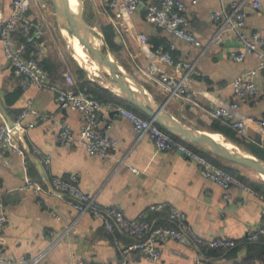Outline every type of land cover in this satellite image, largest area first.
Wrapping results in <instances>:
<instances>
[{"label":"crops","instance_id":"obj_1","mask_svg":"<svg viewBox=\"0 0 264 264\" xmlns=\"http://www.w3.org/2000/svg\"><path fill=\"white\" fill-rule=\"evenodd\" d=\"M84 1L90 25L98 32L122 69L155 104L167 102L168 94L155 75L147 71L154 49L175 44L177 49L173 55L177 59L197 62L193 102L174 100L166 104L168 113L185 125L205 131L199 127V118H213L211 113L215 108L234 101L233 82L237 78L252 80L264 92V69H258V57L250 55L243 62H235L230 58L231 51L239 49L238 40L232 32L223 35L220 46L210 44L219 27L210 15L221 8L220 0H185L188 8L187 29L203 43L202 48L147 23L144 11L128 14L125 10L112 11L100 0ZM160 1L146 0V3L159 4ZM231 1L245 2L248 13L246 31L259 32L264 38V0L258 10L251 8L253 0H224V3ZM12 2L0 0L3 21L11 16ZM36 16L37 10L28 13L29 18L35 19ZM106 34H109L113 46L106 40ZM141 34L149 38L144 48L139 45ZM17 39L21 40V37ZM53 40V35L51 39L45 38L48 53L44 58L49 59L52 70L48 76L50 82L67 85L63 75L70 68L77 85L87 81L112 92L107 80L92 65L94 61L86 64L87 61L82 57L79 59L77 54L70 55L67 49L58 54L52 45H48ZM77 67L85 72L83 78L76 72ZM253 70L258 72L252 76L250 72ZM26 109L36 113H31L23 121L25 126L38 115L49 117L16 136L22 154L0 158V197L5 200L8 216L0 242L8 258L33 256L53 244L43 264H72L78 259L97 264H119L124 259L130 264L244 262L248 253L243 247L235 252L227 249L197 250L192 244L182 245L175 241L161 245L162 258L159 261H147L137 252L122 255L121 250L134 239L120 230L108 232L104 221L89 213L78 214L68 205L67 198L54 190L51 183L53 177L68 178L70 174H78L80 187L85 193L95 197L102 207L122 210L128 219L143 220L152 226H171L167 209L161 212L150 210L151 205L164 203L182 211L196 235L209 240L227 238L237 243L243 242L261 222L264 215L263 196L249 186V190L234 187L230 191L232 199L226 201L223 189L203 177L192 160L178 153L158 151L147 137H138L129 120L111 114L108 120L113 128L109 134L118 143V151L113 157L104 159L92 156L80 146L61 148L58 142L61 124L69 125L78 133L81 115L76 111L61 109L56 94L51 90L35 86L22 90L0 44V125H9L8 119L15 122ZM235 115L238 119L253 117L264 120V97L258 103L249 101L241 104ZM147 118L150 119L149 116ZM245 139L264 142V127L250 126ZM33 147L51 157L49 166H45L33 153ZM7 161L10 165H7ZM131 168L138 170V173H133ZM239 169L251 181L254 179L249 175L248 171L251 170L243 167ZM27 178L40 183L43 192L38 195L31 188L24 187Z\"/></svg>","mask_w":264,"mask_h":264},{"label":"built area","instance_id":"obj_2","mask_svg":"<svg viewBox=\"0 0 264 264\" xmlns=\"http://www.w3.org/2000/svg\"><path fill=\"white\" fill-rule=\"evenodd\" d=\"M45 1L13 0L12 12L8 20L3 21L0 13V44L13 68L14 75L19 79L22 90H28L34 86L39 89L51 90L56 94L61 109L76 111L81 115V127L78 133H75L69 125L61 124L58 134V142L61 148L80 146L85 148L92 156L104 159L113 157L118 151V143L109 134L113 128L112 123L108 120V116L111 114L116 118L129 120L133 124L138 137H147L153 142L158 151L178 153L192 160L203 177L215 182L223 189L226 201L232 199L230 191L234 187L249 190L235 176L196 152L184 141L172 136L154 120L144 119L119 102H102L85 94L78 87L69 69L63 75L67 85L62 86L50 82L47 72L40 65V60L48 53L45 38L50 23L48 18L49 8ZM100 1L101 4H106L112 11L125 10L128 14L144 11L147 23L195 47H203V43L187 29L188 8L185 0H161L159 4L151 5H147L146 0ZM220 1L222 3L221 8L210 15L211 20L219 25L210 44L220 46L223 43V35L227 32H232L238 40L239 49L231 51L230 58L235 62H243L248 56L255 55L260 62L258 69H264V38L259 32L246 31L248 13L245 2L231 1L225 4L224 0ZM261 7L262 0H253L251 3V8L254 10H258ZM32 10H37L35 19L28 17V13ZM60 31L64 35L62 29ZM18 36L33 42L39 59L34 57L35 54H32L31 58L27 56V42L18 40ZM148 40L149 38L146 34H141L139 36L140 47L144 48ZM176 49L175 44H170L167 49H156L149 60L147 71L149 74H154L157 82L167 91V102L174 100L193 102L196 95L194 72L197 62L177 59L173 55ZM87 58L90 57L87 55ZM86 64L85 66L87 67ZM92 65H95V63H92ZM257 72L258 70H253L250 74L253 76ZM233 90L234 101L229 105H221L215 108L211 115L214 119L227 123L238 137L246 138L247 129L252 125L264 127V120L253 117L238 119L235 112L245 102L258 103L260 98L264 97V92L252 80L243 77L234 80ZM31 113L34 114L36 112L29 109L24 110L13 122L12 127L0 125V158L12 154H22L21 148L16 143V136L24 133L27 128L36 127L49 117L45 114L38 115V118L28 126H25L23 121ZM32 151L45 166L50 165V156L43 154L37 147H33ZM7 165H10L9 161H7ZM131 171L138 173V170L133 168H131ZM51 183L54 190L65 196L68 205L78 214L89 213L95 218L102 219L108 232L114 233L115 230H120L123 234L134 239L130 245L121 250L122 255L137 252L147 261H159L162 258L161 245L167 241H175L182 245L192 244L197 250L228 249L237 245L235 240L227 238L209 240L196 235L191 230L185 214L179 209L164 203L151 205L150 210L161 212L167 209L169 220L172 223L171 226H152L143 220L128 219L122 210L117 207H102L95 197L85 193L80 187V176L78 174H70L68 178L55 176L52 178ZM24 187L31 188L38 195L43 192L42 185L30 178L25 180ZM7 222L5 200L0 197V235ZM261 236H264V215L258 227L253 233L248 235L247 239L249 241H257ZM52 246L53 244L33 256L8 258L0 242V264H43ZM72 264L97 263L78 259ZM119 264L130 263L127 259H124Z\"/></svg>","mask_w":264,"mask_h":264},{"label":"water","instance_id":"obj_3","mask_svg":"<svg viewBox=\"0 0 264 264\" xmlns=\"http://www.w3.org/2000/svg\"><path fill=\"white\" fill-rule=\"evenodd\" d=\"M72 5L70 0H51L55 9L56 26L66 30L71 38H77L80 44L92 56L102 77L107 80L112 92L128 104L138 108L141 112L154 120L161 128L177 139L191 143L214 157L231 162L240 167L249 169L260 177L264 175V160L237 147L229 139L223 137L216 140L209 133L194 129L174 118L166 110V104H155L144 89L127 74L116 61L115 56L99 37L98 32L85 18V1L76 0ZM9 126L13 122L8 119ZM229 144H232L231 147Z\"/></svg>","mask_w":264,"mask_h":264},{"label":"trees","instance_id":"obj_4","mask_svg":"<svg viewBox=\"0 0 264 264\" xmlns=\"http://www.w3.org/2000/svg\"><path fill=\"white\" fill-rule=\"evenodd\" d=\"M85 18L87 22L90 24V17L87 12L86 4H85ZM107 33V32H106ZM106 40L108 43L112 45L109 34H106ZM22 41H26L28 45V57H32V54H35L34 57L38 58V55L36 54L34 44L32 41H29L26 38H21ZM158 49L155 48L154 51ZM167 49V48H165ZM153 51V52H154ZM71 62V60H70ZM40 65L43 67V69L47 72L48 76L52 73V70L50 69V61L49 59H45L44 57L40 60ZM76 72L79 74L81 78L85 76V72L83 69L77 67ZM50 73V74H49ZM82 80V79H81ZM63 86V84H60ZM65 86V85H64ZM79 88L88 96L95 98L102 102L107 101H116L124 106H126L131 111L135 112L139 116L143 117L144 119H148L147 116H145L143 113L139 112L136 108L132 107L131 105L127 104L122 99L116 97L112 92H110L107 89L102 88L101 86L97 84H91L87 81H82V83L78 84ZM199 127L202 130H205L209 133H219L225 136L227 139L232 141L234 144H236L241 150L250 152L252 154H255L256 156L260 157L264 160V142L261 140H257L256 142H250L247 141L245 138H240L237 136L236 132L233 131L230 126L225 123L222 120H217L211 117H202L199 118ZM181 141V140H180ZM188 146H190L192 149H194L199 154L205 156L210 161H212L215 165L219 166L220 168L224 169L226 172L232 174L237 179H239L243 184L246 186L251 187L256 193L262 195L264 197V180L260 179L259 182L251 181L242 171L239 169L240 167L238 165H235L231 162L225 161L223 159L217 158L212 156L211 154L205 152L204 150L200 149L199 147L185 142ZM241 247L247 249V257L244 260L242 264H264V236H261L259 240L257 241H249L247 238L243 242H238L236 247L234 248H228L227 250L236 251L237 249H240Z\"/></svg>","mask_w":264,"mask_h":264},{"label":"rangeland","instance_id":"obj_5","mask_svg":"<svg viewBox=\"0 0 264 264\" xmlns=\"http://www.w3.org/2000/svg\"><path fill=\"white\" fill-rule=\"evenodd\" d=\"M46 5L47 7L49 8V23L50 25L54 26V27H50V30L49 31V34H47L46 36V39H51L52 38V35L54 36V39L53 41H50L48 43V45H52L54 48V50L58 53V54H62V51H64L65 49H67V52L72 55V56H75V53L73 51V48L71 47L69 41H68V38L65 36V35H62L61 31L59 28H57L56 30V15H55V9L53 7V4L51 2V0H46ZM63 30V29H62ZM63 33L64 34H67L66 30H63ZM65 36V37H64ZM55 41V42H54ZM66 45V46H64ZM84 52L87 53V55L90 57V58H86L87 59V62L88 60H90L89 62H93V58L92 56L87 52L86 49H84ZM70 70V68H67ZM72 72V70H70ZM251 175V177H253L254 179H252V181L254 180V182H259L260 179H262L258 174H256L255 172L253 171H248ZM247 172V173H248ZM248 175V176H249Z\"/></svg>","mask_w":264,"mask_h":264},{"label":"bare ground","instance_id":"obj_6","mask_svg":"<svg viewBox=\"0 0 264 264\" xmlns=\"http://www.w3.org/2000/svg\"><path fill=\"white\" fill-rule=\"evenodd\" d=\"M59 4H63L62 0H58ZM72 5H76L77 1L76 0H70ZM64 34V33H63ZM66 37L69 38L70 44L73 48V51L75 53V55L77 54V57L80 59L82 57V59L86 62L87 61V54L84 52V47L80 44L79 40L77 38H71L68 33L64 34ZM97 67V65H95ZM213 137L220 141L221 139H223V136H221L220 134H214ZM232 144H229V146L231 147ZM262 180H264V175L261 176Z\"/></svg>","mask_w":264,"mask_h":264}]
</instances>
